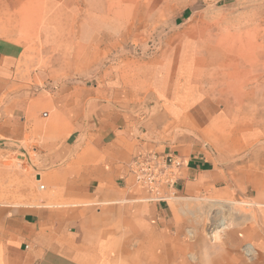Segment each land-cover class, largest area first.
<instances>
[{"label": "crops", "instance_id": "crops-1", "mask_svg": "<svg viewBox=\"0 0 264 264\" xmlns=\"http://www.w3.org/2000/svg\"><path fill=\"white\" fill-rule=\"evenodd\" d=\"M135 9L0 0V264H264V70L136 61ZM142 153L183 161L167 204Z\"/></svg>", "mask_w": 264, "mask_h": 264}, {"label": "rangeland", "instance_id": "rangeland-1", "mask_svg": "<svg viewBox=\"0 0 264 264\" xmlns=\"http://www.w3.org/2000/svg\"><path fill=\"white\" fill-rule=\"evenodd\" d=\"M135 10L136 39L126 54L136 61L194 48L200 69L205 71L206 64L217 77L230 69L228 64L264 70V0H136ZM217 229L209 225L206 234Z\"/></svg>", "mask_w": 264, "mask_h": 264}, {"label": "built area", "instance_id": "built-area-1", "mask_svg": "<svg viewBox=\"0 0 264 264\" xmlns=\"http://www.w3.org/2000/svg\"><path fill=\"white\" fill-rule=\"evenodd\" d=\"M182 166V159L173 154L142 153L130 161L128 170L138 189L151 196L148 201L167 204L176 191ZM242 253L249 258L250 246L243 247Z\"/></svg>", "mask_w": 264, "mask_h": 264}, {"label": "bare ground", "instance_id": "bare-ground-1", "mask_svg": "<svg viewBox=\"0 0 264 264\" xmlns=\"http://www.w3.org/2000/svg\"><path fill=\"white\" fill-rule=\"evenodd\" d=\"M222 225H223V223L221 222V223H220V226H222Z\"/></svg>", "mask_w": 264, "mask_h": 264}]
</instances>
